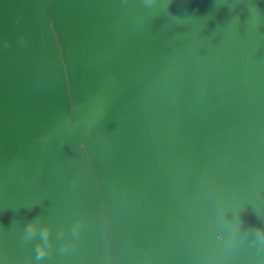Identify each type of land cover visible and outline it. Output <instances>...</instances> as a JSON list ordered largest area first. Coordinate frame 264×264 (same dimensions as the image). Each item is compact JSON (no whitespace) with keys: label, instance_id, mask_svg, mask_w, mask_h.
Instances as JSON below:
<instances>
[{"label":"water","instance_id":"water-1","mask_svg":"<svg viewBox=\"0 0 264 264\" xmlns=\"http://www.w3.org/2000/svg\"><path fill=\"white\" fill-rule=\"evenodd\" d=\"M44 227L39 264H264V0H0V264Z\"/></svg>","mask_w":264,"mask_h":264},{"label":"clouds","instance_id":"clouds-1","mask_svg":"<svg viewBox=\"0 0 264 264\" xmlns=\"http://www.w3.org/2000/svg\"><path fill=\"white\" fill-rule=\"evenodd\" d=\"M79 225H76L74 227V231L78 229ZM27 234L29 237H34L36 234V226L34 223L29 222L27 226ZM41 241L36 246V260L37 264H39L40 261H42L48 252V244H49V237H50V229L48 227H44L41 230Z\"/></svg>","mask_w":264,"mask_h":264}]
</instances>
